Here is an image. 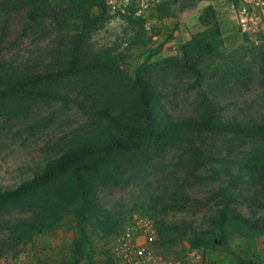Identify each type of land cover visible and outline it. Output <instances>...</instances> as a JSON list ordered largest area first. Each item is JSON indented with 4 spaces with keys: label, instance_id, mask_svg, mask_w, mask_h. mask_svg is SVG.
<instances>
[{
    "label": "trees",
    "instance_id": "16d2710c",
    "mask_svg": "<svg viewBox=\"0 0 264 264\" xmlns=\"http://www.w3.org/2000/svg\"><path fill=\"white\" fill-rule=\"evenodd\" d=\"M11 1L0 0V11L7 10ZM174 1L158 7L161 20L167 17ZM233 1L239 4V0ZM53 3L24 0L27 20H58L61 15L67 23H75L78 33L68 46L54 52L59 55L52 68L11 71L6 63H0V111L62 101L65 95L61 85L79 78L103 82L105 91L101 94L110 103L99 108L91 106V123L57 143L31 177L16 187L0 189V217L9 219L6 248L0 247V258L61 227L75 236L71 257L63 264H93L94 233L112 240L132 217V213L126 217L103 206L100 191L117 188L133 176L156 170V166L160 169L171 152L182 151L189 177L199 181L225 177L226 183L208 202L194 201L201 208L216 202L202 214L198 225L170 223L168 210H160L154 203L143 208L142 213L151 216L158 228V247L168 249L179 239L188 242L191 249H215L238 240L248 246V258L241 259L240 264H257L259 257L253 249L264 237V215H245L243 206L254 212L255 207L264 209L258 198L259 190L264 188V111L258 118L224 120L213 104L204 103L196 117L173 119L160 103L156 82L144 73L163 45L150 51L145 63L131 76L121 69L125 62L122 55L113 57L101 52L96 60L83 61L80 47L111 19L105 0H60L62 13ZM133 12L131 8L125 17L145 35V21L135 18ZM199 21L205 30L192 37L195 54L184 55L185 69L197 76L200 58L216 54L224 45L223 24L213 5L203 10ZM212 136L231 138L232 157L215 156L208 148ZM176 191L185 203L189 202L183 187ZM176 204L170 210L185 209L183 203ZM104 262L115 264L108 251H104Z\"/></svg>",
    "mask_w": 264,
    "mask_h": 264
},
{
    "label": "rangeland",
    "instance_id": "374dc122",
    "mask_svg": "<svg viewBox=\"0 0 264 264\" xmlns=\"http://www.w3.org/2000/svg\"><path fill=\"white\" fill-rule=\"evenodd\" d=\"M23 1L13 0L7 10L0 11V63H6L11 71L21 68L44 71L56 64L59 54L54 52L68 46L78 31L73 21L67 23L61 15L58 20L28 21ZM51 1L58 11H64L60 0ZM232 2L176 0L164 19L159 18L158 11L152 14L150 30L144 23L145 35L127 20V15L109 12L110 21L84 42L80 56L83 61H92L101 52L113 57L122 55L125 62L121 69L131 76L145 63L150 51L163 45L161 53L151 58L153 65L144 73L156 82L160 103L173 119L196 117L204 103L213 104L224 120L258 118L264 111V43L255 44L246 38L226 17ZM209 5L215 7L223 24L224 45L216 54L200 58V81L199 76L185 69L184 55L185 52L195 54L192 37L205 30L199 17ZM132 42L135 44L131 45ZM104 87L103 82L94 79H73L61 85L65 95L62 101L40 102L30 109L13 106L0 111V189L16 187L31 177L57 143L87 127L92 121L91 106L99 108L109 102L101 94ZM230 139L212 136L208 139V148L218 158L232 157ZM188 174L189 165L183 152H171L160 169L156 166V170L133 176L117 188L102 189L99 199L103 206L122 212L126 217L130 213L132 217L145 215L141 210L154 203L158 209L168 210L166 218L170 223L198 225L202 214L216 202L201 208L194 201L208 202L226 183V178L199 181ZM178 187H183L189 202H184L183 195L176 191ZM259 191L258 198L264 203V188ZM176 202L183 203L185 209L170 210L171 206L177 205ZM243 209L245 215H264L263 208L255 207L256 212L248 206ZM8 220L0 217V247L4 248ZM74 237L72 231L56 228L4 256L23 255L25 264H63L71 257ZM115 239H105L102 234L94 233L93 264H105L104 251H108L113 259ZM178 240L168 249L158 247V253L188 264H240L241 259L248 258L245 253L247 243L238 240L215 249H191L188 242ZM193 250L202 255V261L188 260ZM253 251L259 257L257 264H264V237L256 242ZM115 264L121 263L115 261Z\"/></svg>",
    "mask_w": 264,
    "mask_h": 264
},
{
    "label": "built area",
    "instance_id": "2783aa9c",
    "mask_svg": "<svg viewBox=\"0 0 264 264\" xmlns=\"http://www.w3.org/2000/svg\"><path fill=\"white\" fill-rule=\"evenodd\" d=\"M169 0H105L110 13L130 14L145 21L150 30L151 15L160 5ZM226 14V13H225ZM238 27L242 35L248 36L255 44L264 43V0H239L232 2L227 14ZM159 231L154 219L147 215H134L122 228L112 247V257L121 264H188L184 260L163 257L158 253ZM202 255L193 250L189 254L190 262L202 261ZM0 264H25L23 255L3 256Z\"/></svg>",
    "mask_w": 264,
    "mask_h": 264
},
{
    "label": "crops",
    "instance_id": "0c3cea01",
    "mask_svg": "<svg viewBox=\"0 0 264 264\" xmlns=\"http://www.w3.org/2000/svg\"><path fill=\"white\" fill-rule=\"evenodd\" d=\"M152 16V15H151Z\"/></svg>",
    "mask_w": 264,
    "mask_h": 264
}]
</instances>
